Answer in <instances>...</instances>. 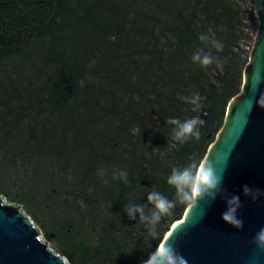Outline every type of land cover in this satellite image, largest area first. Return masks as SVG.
Masks as SVG:
<instances>
[{"label": "trees", "instance_id": "trees-1", "mask_svg": "<svg viewBox=\"0 0 264 264\" xmlns=\"http://www.w3.org/2000/svg\"><path fill=\"white\" fill-rule=\"evenodd\" d=\"M255 3L0 0V195L17 185L11 200L38 209L71 264H142L182 220L177 203L152 240L124 209L148 205L152 188L175 199L171 168L202 165L242 91ZM201 48L216 58L207 68L192 61ZM194 92L200 109L182 99ZM195 116L199 139L173 140L167 121Z\"/></svg>", "mask_w": 264, "mask_h": 264}, {"label": "water", "instance_id": "water-1", "mask_svg": "<svg viewBox=\"0 0 264 264\" xmlns=\"http://www.w3.org/2000/svg\"><path fill=\"white\" fill-rule=\"evenodd\" d=\"M256 15L259 30L242 91L230 102L224 126L203 161L212 162L220 154L228 157L226 167L217 169H223L221 194L189 207L161 244L173 245L187 264H264V251L252 242L264 227V196L253 201L242 191L248 185L264 192V107L258 104L264 82L254 87L252 80L259 72L264 81V0H256ZM232 195L240 197V229L221 219L225 199ZM48 247L21 207L6 205L0 198V264H69Z\"/></svg>", "mask_w": 264, "mask_h": 264}, {"label": "clouds", "instance_id": "clouds-1", "mask_svg": "<svg viewBox=\"0 0 264 264\" xmlns=\"http://www.w3.org/2000/svg\"><path fill=\"white\" fill-rule=\"evenodd\" d=\"M206 38L204 35L200 36L202 41ZM211 44L217 51H222L224 48V45L216 40H212ZM192 61L207 68L216 62V58L201 48L200 51L193 54ZM252 80L254 87L264 82L259 72L253 73ZM182 99H191L195 109L202 108V97L199 92H194L190 98L183 97ZM258 104L264 107V95H261ZM167 123L176 125V128L173 129L172 139L178 143H185L188 140L199 139L200 128L204 124V120L200 116H195L183 123L179 119H169ZM169 147L175 148L176 144H169ZM227 159V156L220 154L217 155L214 161L210 162L208 159L201 165L199 159L193 156L183 167H172L170 175L167 177V184L174 188L175 199L170 200L160 191L152 188L146 196L148 205L129 204L125 207L124 210L128 218L135 220L138 215L140 222L144 224L152 236V240H159L158 226L162 218L172 215L177 203L193 208L199 201L205 199L212 201L216 199L218 194H221L223 169L220 171L217 169L221 165L226 167ZM98 175L103 176L104 172L100 170ZM117 178L127 182V173L119 172ZM242 191L245 196H250L253 201L260 196H264V192L259 189L253 190L248 185H244ZM225 203L226 210L222 213L221 219L234 228H242L244 222L237 215L241 207L240 197L232 195L225 199ZM149 205L151 206L150 208L148 207ZM252 242L259 250L264 251V227L259 229ZM142 264H187V261L177 252L173 245L165 242L163 245L158 244L156 249L148 254V258L143 260Z\"/></svg>", "mask_w": 264, "mask_h": 264}, {"label": "rangeland", "instance_id": "rangeland-1", "mask_svg": "<svg viewBox=\"0 0 264 264\" xmlns=\"http://www.w3.org/2000/svg\"><path fill=\"white\" fill-rule=\"evenodd\" d=\"M249 9H250V13L252 12V14H254V17L258 20L257 15H256V3L254 5H250ZM250 24H252V23L250 22ZM256 26H257V30H259V20L257 21ZM257 35H258V31L255 34L254 33H251V35L249 37L250 39L248 38L249 40H247V42H249V47L247 48L246 51L249 53L250 56L252 55V52H253V50L255 48V44H256V40H257ZM4 76L5 75L3 73H0V79H2ZM243 84H244V81H243ZM35 112H36L37 115H40L41 114V111H39V110H35ZM0 114H1V110H0ZM24 135H26V138H29L30 139V135L31 134L28 133V131H25L24 132ZM3 137H4V135L2 133H0V138L2 139ZM5 179L8 180L9 178H7L5 176ZM8 181H7V184L9 183ZM10 183L12 184L11 181H10ZM8 191H9L10 196L7 195V194L6 195H0V198L5 201L6 205H17V206L21 207L22 212L26 216H29L32 219V221L34 222V225L40 230V232H41V234L43 236V239H44L45 243L49 244L48 249L51 250L54 254H56V255L64 258V259H66L68 261V263L71 264L70 261L57 249L56 245L53 242H50V241H48L46 239V237L44 235V231H43L41 225L39 224V222L37 220L34 219V216H32V214L30 212V209H33V210H35L37 212H38V209H34V207L32 205H31V207L29 209L26 205L19 204L18 202H13L11 200V197H12L11 195L22 193V191L20 189H17V185H16V187L14 186L12 188V185L9 184Z\"/></svg>", "mask_w": 264, "mask_h": 264}]
</instances>
